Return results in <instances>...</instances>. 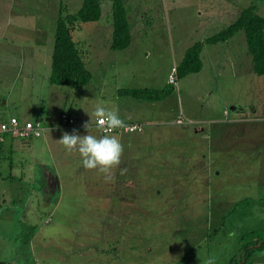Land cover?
<instances>
[{
	"label": "rangeland",
	"instance_id": "1",
	"mask_svg": "<svg viewBox=\"0 0 264 264\" xmlns=\"http://www.w3.org/2000/svg\"><path fill=\"white\" fill-rule=\"evenodd\" d=\"M101 1L98 22L74 23L72 40L92 74L74 90L50 83L51 54L59 11L75 14L84 0H0V118L39 119L56 128H45L31 146L10 137L0 143V204L16 199L15 209L4 203L10 211L0 220L6 248L0 263L236 262L242 239L264 241V75L255 72L241 30L203 45L200 73L176 72L175 84L169 76L189 46L218 34L246 7L264 14V0H124L131 43L123 50L110 48L112 0ZM120 88L169 89V95L160 102L122 99ZM120 100L141 104L132 116L145 127L115 135L124 151L107 179L57 141L74 129L87 135L80 126L101 102L122 114ZM224 112L243 123V133L231 131V139L218 143L213 136L227 120ZM180 113L188 123L177 126ZM63 114L77 116V125L62 126ZM239 138L254 155L217 149ZM258 152L261 167L251 162ZM50 175L59 180L56 189L43 185ZM250 263L264 264V251Z\"/></svg>",
	"mask_w": 264,
	"mask_h": 264
},
{
	"label": "trees",
	"instance_id": "2",
	"mask_svg": "<svg viewBox=\"0 0 264 264\" xmlns=\"http://www.w3.org/2000/svg\"><path fill=\"white\" fill-rule=\"evenodd\" d=\"M65 1V0H61ZM102 1L101 0H84L82 7L77 10L75 14L62 15L60 10L56 20L54 40L51 54V76L50 83L59 87H69L74 90L87 85L92 80V74L85 66L82 53L77 48L76 43L72 40V31L74 30V23H96L101 17ZM126 6L124 0H112V32L110 48L114 50L127 49L131 43L129 23L126 16ZM255 5L246 7L240 11L236 19L225 29L218 34L206 39L203 43L195 42L189 46L181 59L180 65L177 67L178 74L185 76L191 73H200L203 69V62L200 59V54L204 44H216L225 42L233 37L237 32L243 30L248 53L253 59L255 72L259 75H264V17L258 14ZM117 94L120 96L131 97L136 100L147 102H160L169 95V89L155 90V89H117ZM19 120V119H18ZM4 122V121H0ZM251 123V122H250ZM243 123L238 124L233 120L227 119L218 127V134L213 136L215 142L223 143L227 136L231 139L233 133L242 132ZM243 133V132H242ZM242 135V134H241ZM235 137H239L236 136ZM5 139V138H4ZM228 140V139H227ZM3 140H0L2 142ZM210 150L213 152L214 141ZM236 146L230 148H217L227 152L230 149H238L234 154L250 157L254 155L253 152L245 153L247 147L242 138L238 139ZM260 148V147H259ZM258 148V149H259ZM209 150V149H208ZM242 151V152H241ZM260 153L258 158L253 159L252 163L260 162ZM242 162V161H241ZM250 162V163H251ZM250 165V164H246ZM261 167V166H260ZM264 168V167H262ZM251 234V233H250ZM262 239L256 242L243 243V249L235 262L231 260L229 264H251L250 259L256 251H264V241Z\"/></svg>",
	"mask_w": 264,
	"mask_h": 264
},
{
	"label": "clouds",
	"instance_id": "3",
	"mask_svg": "<svg viewBox=\"0 0 264 264\" xmlns=\"http://www.w3.org/2000/svg\"><path fill=\"white\" fill-rule=\"evenodd\" d=\"M90 121L84 122L82 127L88 133L80 135L77 130L71 134L63 132L62 138L57 142L61 144L68 152H78L82 158V165L86 170H98L103 173L107 179L112 178V170L121 163L123 154V145L120 139L115 135H92L90 129L95 123L98 129H104L106 132H112L116 129L126 128L127 125L120 118L118 110H111L106 106V102L97 104L94 110L89 114ZM93 117L95 120L93 121ZM126 169H121L120 174H125ZM230 235H235L230 233ZM207 264H213L210 259Z\"/></svg>",
	"mask_w": 264,
	"mask_h": 264
},
{
	"label": "built area",
	"instance_id": "4",
	"mask_svg": "<svg viewBox=\"0 0 264 264\" xmlns=\"http://www.w3.org/2000/svg\"><path fill=\"white\" fill-rule=\"evenodd\" d=\"M176 72H178L177 67H175L172 71V73L169 76V84H175L176 83ZM225 119L228 117V113L224 112ZM121 118V117H120ZM122 119V118H121ZM61 125L64 127L67 126H75L76 125V119L70 115L63 114L61 116ZM125 121V119H123ZM127 127L116 129L112 132H106L104 129H98L95 126V123H93L91 129L97 131L100 135H106V134H138L143 132V128L145 127L144 123H138V122H129L125 121ZM188 123L180 113L178 117L174 119L175 125H185ZM189 124H192V122H189ZM45 126L39 119H33L32 120H18L16 117H10L4 122H0V140H3L6 137H10L12 139H17L20 141H30L34 138H38L42 135V132L44 131Z\"/></svg>",
	"mask_w": 264,
	"mask_h": 264
},
{
	"label": "crops",
	"instance_id": "5",
	"mask_svg": "<svg viewBox=\"0 0 264 264\" xmlns=\"http://www.w3.org/2000/svg\"><path fill=\"white\" fill-rule=\"evenodd\" d=\"M259 14V13H258ZM261 16H263L264 17V14H262ZM84 61V60H83ZM85 63V62H84ZM117 97H120V95L118 96V94H117ZM123 97V96H122ZM125 97H123L122 99H124ZM119 103H120V106L122 107V109H121V111H122V114H119V116L122 118V119H125V121H129V122H137L138 120H136V118H133V113H135L134 111H136L138 108H139V106H141V104H137V105H134V106H127V105H123V104H125V100H120L119 101ZM241 108L239 107H237V110H235L236 111V113H241V110H240ZM131 113V114H130ZM255 113V112H254ZM68 115H70V114H68ZM70 116H72V117H74L75 119H76V125H77V123H78V117L77 116H73V115H70ZM1 117V116H0ZM17 119H19L20 121H22V119L21 118H19V117H16ZM7 119L6 118H0V121H6ZM25 120V119H24ZM174 121V120H173ZM173 121L171 122V124L173 123ZM138 123H141V122H138ZM49 125V124H48ZM75 125V126H76ZM45 128L46 129H52V130H54V129H56V128H54V127H52L51 125H49L48 127L47 126H45ZM80 128H82V129H84L82 126H80ZM85 130V129H84ZM90 131H93L98 137L99 136H102V135H100L97 131H95V130H93V129H90ZM45 132V131H44ZM44 132H42V135L44 134ZM48 133V135H50V134H53L51 131L50 132H47ZM42 135L40 136V137H42ZM107 135H124V134H107ZM54 135H52V137H53ZM40 137H38V138H34L33 140H32V142H30V141H19V142H21L22 144H23V146H26V145H28V146H31V144L33 143L34 144V142L35 143H38V141H36V140H38ZM7 138V137H6ZM3 140H5V139H3ZM1 144L2 143H4V141H2V142H0ZM18 149L19 150H21V151H23L24 150V148L20 145L19 147H18ZM46 170V173H47V171H49V170H47V169H45ZM46 173H45V175H46ZM51 178H52V180H54V182L53 183H51L50 181H51ZM127 179H124L123 180V182H124V186H127V181H126ZM114 182H111V184H113ZM44 184H49L50 186H53V188H57V186H58V184H59V180L57 179V177L54 175L53 177H52V175H50V176H47L46 177V180H45V182L43 183V185ZM129 185V184H128ZM47 194H49V192H46ZM6 202H8L9 204H11L12 205V208H16V205H15V203L14 202H16V199L14 200V201H11L10 199L9 200H4V202H2L1 204H0V220L2 219V221H6L7 219V213L10 211V209H9V207L7 206V205H5L4 203H6ZM2 210H4V211H2ZM1 242H5L4 241V239H2V240H0ZM1 242H0V244H1ZM12 247L14 248L13 250H12ZM12 247H11V250L13 251V253H14V250H15V253L17 254V252H18V250H19V248H18V246H16V244H13L12 245ZM25 248L27 249L28 247L25 245ZM24 248V249H25ZM6 248L4 247V245H0V252H1V250H5ZM14 256V255H13ZM2 263H0V264H5L6 262H3V261H1Z\"/></svg>",
	"mask_w": 264,
	"mask_h": 264
},
{
	"label": "water",
	"instance_id": "6",
	"mask_svg": "<svg viewBox=\"0 0 264 264\" xmlns=\"http://www.w3.org/2000/svg\"><path fill=\"white\" fill-rule=\"evenodd\" d=\"M235 108H236V106L232 107V108H231V111H234V110H235ZM238 108H239V107H238Z\"/></svg>",
	"mask_w": 264,
	"mask_h": 264
}]
</instances>
